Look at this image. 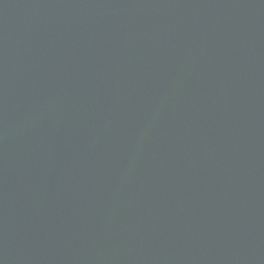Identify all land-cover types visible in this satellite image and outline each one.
I'll return each instance as SVG.
<instances>
[{
    "label": "water",
    "instance_id": "obj_1",
    "mask_svg": "<svg viewBox=\"0 0 264 264\" xmlns=\"http://www.w3.org/2000/svg\"><path fill=\"white\" fill-rule=\"evenodd\" d=\"M0 264H264V0H0Z\"/></svg>",
    "mask_w": 264,
    "mask_h": 264
}]
</instances>
